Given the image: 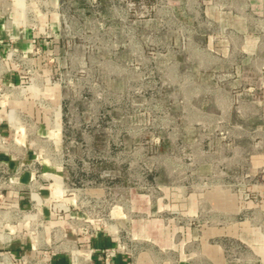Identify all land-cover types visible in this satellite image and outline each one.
<instances>
[{
    "label": "rangeland",
    "instance_id": "obj_1",
    "mask_svg": "<svg viewBox=\"0 0 264 264\" xmlns=\"http://www.w3.org/2000/svg\"><path fill=\"white\" fill-rule=\"evenodd\" d=\"M58 6L27 26L56 46L44 152L68 186L101 187L124 236H264V17L245 0Z\"/></svg>",
    "mask_w": 264,
    "mask_h": 264
},
{
    "label": "crops",
    "instance_id": "obj_2",
    "mask_svg": "<svg viewBox=\"0 0 264 264\" xmlns=\"http://www.w3.org/2000/svg\"><path fill=\"white\" fill-rule=\"evenodd\" d=\"M59 1L0 0V84L16 86L0 98V133L9 140L0 148V264H21V256L30 258V264H100L101 250L113 246L116 237L125 238L122 232L130 217L120 204L109 205L101 187H70L61 169L47 162L44 150L55 145L61 106L44 55L56 46L32 31L27 19L54 17ZM245 1L251 14L264 17V0ZM11 47L30 58L34 76L15 70ZM131 205V212L137 213L136 204ZM135 222L130 219L132 225ZM85 223L95 229L88 236L75 229ZM129 234L135 264H264L260 234L165 236L135 233L133 227ZM128 260V254L119 250L114 264Z\"/></svg>",
    "mask_w": 264,
    "mask_h": 264
},
{
    "label": "built area",
    "instance_id": "obj_3",
    "mask_svg": "<svg viewBox=\"0 0 264 264\" xmlns=\"http://www.w3.org/2000/svg\"><path fill=\"white\" fill-rule=\"evenodd\" d=\"M61 8V7H60ZM59 9V6L56 10ZM37 23L34 24V28H30L31 30H35L37 27ZM38 30H40L41 25H38ZM10 61L12 62L15 70L19 72L21 75L34 76L36 74V70L30 63V58L17 52L12 47L9 50ZM1 59V58H0ZM16 86H10L6 84H0V98H5ZM46 104V103H45ZM8 137L4 136L0 133V148H6L8 145ZM3 172H5L4 168H1ZM0 179H3L1 176ZM104 224V222H102ZM76 232L80 235L88 236L95 229L93 226L88 224H78L76 227ZM114 241L115 244L113 246H109L103 248L100 252L99 262L100 264H114V259L116 258L119 250H124L126 254L129 256V260L126 264H135V257L132 247V238L130 236H125L124 239L120 237H116ZM264 248V247H263ZM19 262L21 264H30L32 260L27 256H21L19 258Z\"/></svg>",
    "mask_w": 264,
    "mask_h": 264
}]
</instances>
